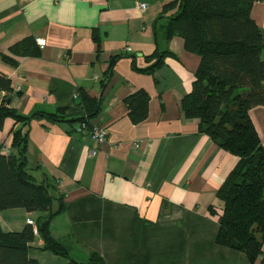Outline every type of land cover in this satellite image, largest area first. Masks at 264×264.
<instances>
[{
	"label": "crops",
	"instance_id": "obj_1",
	"mask_svg": "<svg viewBox=\"0 0 264 264\" xmlns=\"http://www.w3.org/2000/svg\"><path fill=\"white\" fill-rule=\"evenodd\" d=\"M141 1L145 10L137 6ZM173 1L0 0V74L11 82L8 107L37 113L27 124V165L35 182L62 198L50 234L78 262L95 252L105 264H250L244 252L216 242L222 209L216 192L238 156L200 132L198 119L181 109L199 56L184 48L180 35L167 37L178 0L165 6ZM250 16L264 30V0H253ZM27 36L44 40L40 55L13 56L16 66L4 62L1 55ZM158 53L162 63L141 71ZM260 56L264 60V48ZM81 90L100 105L90 118ZM137 90L148 96L147 116L133 123L124 98ZM47 113L61 116L53 120ZM248 113L264 149V105ZM81 117L88 128H107L95 155L89 154V133L75 131ZM14 126L9 117L0 125L2 154L11 151ZM56 205L53 200L52 209ZM39 215L22 207L0 210V231H21L27 219L37 227ZM42 244L36 233L28 257L38 264L68 262L41 250ZM253 264H264V244Z\"/></svg>",
	"mask_w": 264,
	"mask_h": 264
},
{
	"label": "trees",
	"instance_id": "obj_2",
	"mask_svg": "<svg viewBox=\"0 0 264 264\" xmlns=\"http://www.w3.org/2000/svg\"><path fill=\"white\" fill-rule=\"evenodd\" d=\"M176 2L174 0L165 8ZM252 2L178 0V12L169 18L167 29V37L180 35L184 48L199 56L192 88L181 100L184 115L197 118L200 132L238 156L235 167L216 192L222 202L216 242L244 252L250 264L264 244V149L248 113L250 108L264 105V60L260 56L264 48V30L258 28L250 16ZM94 39L98 49L99 38L95 35ZM8 51L9 54H2L1 59L12 66L17 65L14 57L41 53L33 36L18 40ZM160 54H157V62L141 71L150 72L159 66L163 56ZM118 57L109 60L106 79ZM1 92L4 95L0 100V125L9 117L15 126L10 131L11 151L0 153V210L22 207L43 213L37 224V233L43 240L40 249L67 258L65 264H105L95 252H90L85 262L72 259L66 243L51 236L50 221L63 211L64 202L60 196L49 193V185L35 182L27 165V124L37 113L25 116L8 107L11 82L0 74ZM79 98L87 117L98 113L100 105L96 99L83 90ZM124 102L133 123L145 119L148 102L145 91L137 90L125 97ZM44 116L56 120L61 115L47 113ZM83 119L77 120L85 121ZM53 200H57L55 209L51 207ZM210 212L217 214L213 207ZM34 235L28 224L18 232L0 231V264H38L27 254Z\"/></svg>",
	"mask_w": 264,
	"mask_h": 264
},
{
	"label": "built area",
	"instance_id": "obj_3",
	"mask_svg": "<svg viewBox=\"0 0 264 264\" xmlns=\"http://www.w3.org/2000/svg\"><path fill=\"white\" fill-rule=\"evenodd\" d=\"M137 6L139 9L141 10H145L146 9V2H138ZM36 43L42 47L44 45V40L42 38H36ZM75 131L76 132H88L89 135L91 136L92 140H93V146L89 149V154L90 155H95L96 153V147L99 143H101L102 141H104L106 139L107 136V128L104 126H92L90 128H88V125L85 121H81L79 122L76 127H75ZM4 152L6 154H8L10 151L7 148H4ZM27 224L31 225L32 227V231L34 234L37 233V227L34 223V221L32 219H27L26 220Z\"/></svg>",
	"mask_w": 264,
	"mask_h": 264
}]
</instances>
